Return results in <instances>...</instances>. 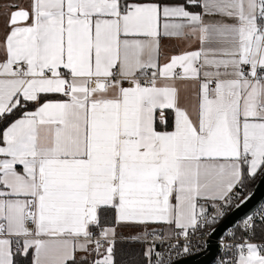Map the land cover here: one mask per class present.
I'll return each instance as SVG.
<instances>
[{
  "label": "snow or ice",
  "instance_id": "6c2138e0",
  "mask_svg": "<svg viewBox=\"0 0 264 264\" xmlns=\"http://www.w3.org/2000/svg\"><path fill=\"white\" fill-rule=\"evenodd\" d=\"M258 182L264 0H0V264H177Z\"/></svg>",
  "mask_w": 264,
  "mask_h": 264
},
{
  "label": "water",
  "instance_id": "95a60500",
  "mask_svg": "<svg viewBox=\"0 0 264 264\" xmlns=\"http://www.w3.org/2000/svg\"><path fill=\"white\" fill-rule=\"evenodd\" d=\"M252 193V199L240 211L232 217V223H229L227 228H221L214 235L211 236L212 240L207 245L205 251L198 256L186 258L177 261V264H212L219 256L221 241L226 235L228 229L233 227L234 223H238L245 214L256 212L264 203V183L258 182Z\"/></svg>",
  "mask_w": 264,
  "mask_h": 264
},
{
  "label": "built area",
  "instance_id": "2783aa9c",
  "mask_svg": "<svg viewBox=\"0 0 264 264\" xmlns=\"http://www.w3.org/2000/svg\"><path fill=\"white\" fill-rule=\"evenodd\" d=\"M262 207H264V203L263 205L257 210L259 211ZM226 238H227V235L222 239V240H225L226 241ZM212 240L211 236H205L204 237V241H206V243H204V241H199L198 239L196 241H194V250L188 254V255H181L178 259L179 260H182V259H186V258H190V257H194V256H198L200 255L201 253H203L207 247V245L209 244V242ZM221 240V241H222ZM221 241H219V244H220V247H221ZM203 243V247L200 246V244ZM223 255V251H222V247H221V250H220V253H219V256L217 257L216 259V263L218 264V261L220 260L221 256Z\"/></svg>",
  "mask_w": 264,
  "mask_h": 264
},
{
  "label": "crops",
  "instance_id": "0c3cea01",
  "mask_svg": "<svg viewBox=\"0 0 264 264\" xmlns=\"http://www.w3.org/2000/svg\"><path fill=\"white\" fill-rule=\"evenodd\" d=\"M165 43H169V42H165ZM176 43H179V42H176ZM182 49H183V45L180 44L179 48H172V49H170V51L172 54H178V52ZM135 231H137V229H126L125 230L126 233H134Z\"/></svg>",
  "mask_w": 264,
  "mask_h": 264
},
{
  "label": "trees",
  "instance_id": "16d2710c",
  "mask_svg": "<svg viewBox=\"0 0 264 264\" xmlns=\"http://www.w3.org/2000/svg\"><path fill=\"white\" fill-rule=\"evenodd\" d=\"M257 183H255L254 185H250V188H251V192L254 190L255 186H256ZM212 264H217L216 262L212 263Z\"/></svg>",
  "mask_w": 264,
  "mask_h": 264
}]
</instances>
